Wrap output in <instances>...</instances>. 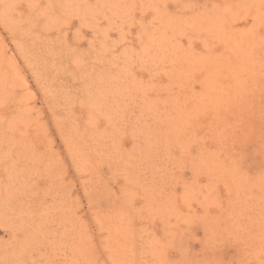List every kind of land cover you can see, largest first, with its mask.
Listing matches in <instances>:
<instances>
[{"label": "rangeland", "instance_id": "rangeland-1", "mask_svg": "<svg viewBox=\"0 0 264 264\" xmlns=\"http://www.w3.org/2000/svg\"><path fill=\"white\" fill-rule=\"evenodd\" d=\"M0 264H264V0H0Z\"/></svg>", "mask_w": 264, "mask_h": 264}]
</instances>
